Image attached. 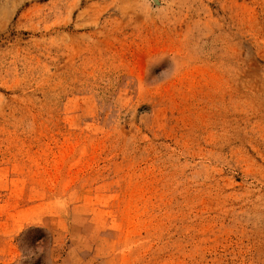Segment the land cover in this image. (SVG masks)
Listing matches in <instances>:
<instances>
[{
  "label": "rangeland",
  "instance_id": "rangeland-1",
  "mask_svg": "<svg viewBox=\"0 0 264 264\" xmlns=\"http://www.w3.org/2000/svg\"><path fill=\"white\" fill-rule=\"evenodd\" d=\"M143 2L0 0V264H264V0Z\"/></svg>",
  "mask_w": 264,
  "mask_h": 264
},
{
  "label": "clouds",
  "instance_id": "clouds-1",
  "mask_svg": "<svg viewBox=\"0 0 264 264\" xmlns=\"http://www.w3.org/2000/svg\"><path fill=\"white\" fill-rule=\"evenodd\" d=\"M141 11L145 15H150L155 11L154 9L151 8L150 0H144V2L142 3ZM173 61H174L173 73H175L178 66H177L175 58H173ZM48 264H52V257L50 261L48 262Z\"/></svg>",
  "mask_w": 264,
  "mask_h": 264
}]
</instances>
